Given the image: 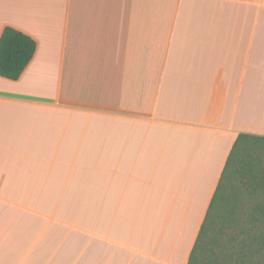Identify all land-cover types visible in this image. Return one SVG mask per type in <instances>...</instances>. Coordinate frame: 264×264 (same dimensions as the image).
<instances>
[{
  "label": "crops",
  "instance_id": "obj_1",
  "mask_svg": "<svg viewBox=\"0 0 264 264\" xmlns=\"http://www.w3.org/2000/svg\"><path fill=\"white\" fill-rule=\"evenodd\" d=\"M0 264H188L240 135L264 138V0H0Z\"/></svg>",
  "mask_w": 264,
  "mask_h": 264
},
{
  "label": "trees",
  "instance_id": "obj_2",
  "mask_svg": "<svg viewBox=\"0 0 264 264\" xmlns=\"http://www.w3.org/2000/svg\"><path fill=\"white\" fill-rule=\"evenodd\" d=\"M37 42L6 27L0 37V77L18 81ZM264 138L240 135L229 156L188 264H264ZM245 178L243 193L226 195L231 179ZM244 195V194H242Z\"/></svg>",
  "mask_w": 264,
  "mask_h": 264
},
{
  "label": "rangeland",
  "instance_id": "obj_3",
  "mask_svg": "<svg viewBox=\"0 0 264 264\" xmlns=\"http://www.w3.org/2000/svg\"><path fill=\"white\" fill-rule=\"evenodd\" d=\"M260 146H262L261 152L260 153L259 152L255 153V156L259 155L261 158H264V145L260 144ZM245 181H246V179L245 178L241 179L240 176L232 178L231 181H230L231 183L229 184V188L226 191V195L227 196H229V195H232V196L233 195H237V196H239L238 192L241 191V193L244 194V195L240 194V196H244L246 198H249L248 193H243V191H245L244 190L245 187L243 186L242 183L245 182Z\"/></svg>",
  "mask_w": 264,
  "mask_h": 264
}]
</instances>
